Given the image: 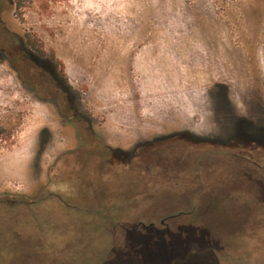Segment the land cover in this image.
Wrapping results in <instances>:
<instances>
[{"label":"rangeland","instance_id":"374dc122","mask_svg":"<svg viewBox=\"0 0 264 264\" xmlns=\"http://www.w3.org/2000/svg\"><path fill=\"white\" fill-rule=\"evenodd\" d=\"M263 135L264 0H0V264H264Z\"/></svg>","mask_w":264,"mask_h":264},{"label":"flooded vegetation","instance_id":"af4514ba","mask_svg":"<svg viewBox=\"0 0 264 264\" xmlns=\"http://www.w3.org/2000/svg\"><path fill=\"white\" fill-rule=\"evenodd\" d=\"M163 223H164V221H163ZM148 227H153L156 231H159V229L156 227V225L155 224H151V225H149ZM148 227H146V228H148ZM200 259H202L203 261H200ZM194 262V263H193ZM203 264V263H207V264H211V262H210V258L209 257H202V256H197V257H190L189 259H188V261H186V262H183V264Z\"/></svg>","mask_w":264,"mask_h":264},{"label":"trees","instance_id":"16d2710c","mask_svg":"<svg viewBox=\"0 0 264 264\" xmlns=\"http://www.w3.org/2000/svg\"><path fill=\"white\" fill-rule=\"evenodd\" d=\"M14 1H15V3L17 4L18 7H19V6H22V4H23V0H14ZM260 140H261V141L264 140V135H263L262 138L260 137Z\"/></svg>","mask_w":264,"mask_h":264}]
</instances>
